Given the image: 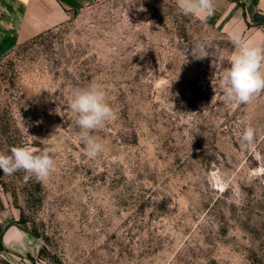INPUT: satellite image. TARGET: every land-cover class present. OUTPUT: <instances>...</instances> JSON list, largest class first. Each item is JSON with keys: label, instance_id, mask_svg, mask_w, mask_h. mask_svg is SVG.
<instances>
[{"label": "rangeland", "instance_id": "374dc122", "mask_svg": "<svg viewBox=\"0 0 264 264\" xmlns=\"http://www.w3.org/2000/svg\"><path fill=\"white\" fill-rule=\"evenodd\" d=\"M196 42L209 56L183 54ZM234 51L173 0H97L0 56V153L46 147L56 162L42 180L0 170L8 224L38 236L32 263L264 264V92L224 102ZM93 81L115 119L89 158L69 96Z\"/></svg>", "mask_w": 264, "mask_h": 264}, {"label": "clouds", "instance_id": "9594fccd", "mask_svg": "<svg viewBox=\"0 0 264 264\" xmlns=\"http://www.w3.org/2000/svg\"><path fill=\"white\" fill-rule=\"evenodd\" d=\"M177 7L186 16L201 19L215 12L214 0H177ZM235 51L229 57V66L223 71L221 82L226 104H248L261 92H264V43H254L241 33L232 35ZM183 54H190L196 59L209 56V50L203 42H196L183 49ZM218 61L222 57H216ZM69 107L80 129V139L85 145L89 158H96L105 151L101 139L92 135L94 130L115 119V111L105 86L97 81L71 91ZM256 129L251 125L241 133V142L253 143ZM10 155L0 153V170L12 175L24 170L38 179H45L55 167V158L50 149L34 146H16L10 149Z\"/></svg>", "mask_w": 264, "mask_h": 264}, {"label": "crops", "instance_id": "0c3cea01", "mask_svg": "<svg viewBox=\"0 0 264 264\" xmlns=\"http://www.w3.org/2000/svg\"><path fill=\"white\" fill-rule=\"evenodd\" d=\"M97 0H0V56L22 41L39 32L53 28L67 19L71 12L83 9ZM177 3V0H173ZM215 12L203 18L209 24L225 32L232 40L234 33H241L254 43H263L260 25L253 17L264 19V0H214ZM17 214L10 198L0 188V227L8 224ZM13 224H8L4 231ZM17 225V224H14ZM36 241L23 238L11 248L2 247L0 264L32 263L27 256L37 254Z\"/></svg>", "mask_w": 264, "mask_h": 264}, {"label": "water", "instance_id": "95a60500", "mask_svg": "<svg viewBox=\"0 0 264 264\" xmlns=\"http://www.w3.org/2000/svg\"><path fill=\"white\" fill-rule=\"evenodd\" d=\"M253 23L255 25H260L262 23V17L259 15H256L253 17ZM23 238H28L31 240L36 241L35 237L31 234L26 233L24 230L19 228L17 225H11L9 226L2 234L1 236V245L2 247L11 248L13 243L18 242L22 240ZM37 246V242H36Z\"/></svg>", "mask_w": 264, "mask_h": 264}, {"label": "trees", "instance_id": "16d2710c", "mask_svg": "<svg viewBox=\"0 0 264 264\" xmlns=\"http://www.w3.org/2000/svg\"><path fill=\"white\" fill-rule=\"evenodd\" d=\"M3 232H4V230L3 231H1V229H0V250H2V245H1V236H2V234H3ZM31 235L32 236H34V237H38L37 235H35V234H33V233H31Z\"/></svg>", "mask_w": 264, "mask_h": 264}]
</instances>
